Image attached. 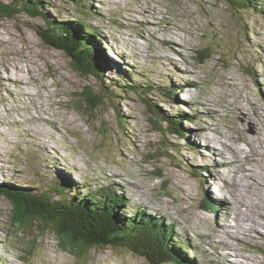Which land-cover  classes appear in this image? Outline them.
Returning a JSON list of instances; mask_svg holds the SVG:
<instances>
[{
	"label": "rangeland",
	"instance_id": "obj_1",
	"mask_svg": "<svg viewBox=\"0 0 264 264\" xmlns=\"http://www.w3.org/2000/svg\"><path fill=\"white\" fill-rule=\"evenodd\" d=\"M81 1L47 0L46 18L21 11L0 23V183L42 189L46 178L64 176L77 192L113 187L131 205L127 216L144 208L172 226L194 264H264V6L241 12L228 0H85L82 8ZM76 16L98 32L94 45L121 75H79L37 32L47 20ZM206 49L211 57L199 63ZM124 76L178 90L173 102L158 92L147 99L165 116L193 117L183 122L189 137L154 131L144 93ZM87 87L108 96L95 116L77 108ZM199 168L204 173L194 175ZM12 209L0 196V264H149L111 247L80 262L42 224L14 231Z\"/></svg>",
	"mask_w": 264,
	"mask_h": 264
},
{
	"label": "trees",
	"instance_id": "obj_2",
	"mask_svg": "<svg viewBox=\"0 0 264 264\" xmlns=\"http://www.w3.org/2000/svg\"><path fill=\"white\" fill-rule=\"evenodd\" d=\"M84 1H81V7L87 8ZM228 1L233 9L241 12H259L264 6V0ZM46 4L47 0H13L11 4L0 3V23L6 18L15 17L21 11L31 17L46 18L42 10ZM73 12L80 14L77 9ZM37 32L47 46L63 51L71 59L72 69L83 77L93 74L103 80L108 70L116 71L117 76L122 73L120 69L112 67L106 58L107 51L104 49L103 54L94 45L98 40V32L90 26L85 17L76 16L73 21L47 20V29H38ZM198 53L199 63H204L211 57L208 49ZM116 64L119 63L116 61ZM143 77L146 79V76ZM123 78L129 89L139 95L144 93V103L148 106L154 131L182 139L189 137L190 131L183 126V122H191L193 117L183 111L174 116H165L158 104H153L147 99V95L158 92L173 102L178 90L171 87H154L146 81L144 84L138 81L131 84L125 76ZM107 88L108 94L112 95L109 91H112L114 86ZM124 93L128 95L129 92L124 90ZM107 98L106 92H97L94 88L87 87L79 94L77 108L80 112L95 116ZM119 116L123 119V115ZM196 170V176L204 173L201 168ZM91 184V181L88 182V186ZM30 185L31 187L24 188L0 183V196L6 197L13 206L10 226L14 231H33L37 228L36 224H42V231L52 230L59 248L80 262L86 260L94 249L111 247L144 258L149 264H187L186 260L194 264V261L185 255L187 247L177 239L172 226H168L164 219H158L144 208L135 212L133 217L127 216L128 209H132L131 205L123 195L115 192L113 187L96 193L89 189L77 192L64 176L53 181L46 178L42 189L37 188L35 184ZM69 188L73 189L74 195L68 194ZM211 204L208 199L204 202L208 207H211ZM35 246L36 240L30 250Z\"/></svg>",
	"mask_w": 264,
	"mask_h": 264
},
{
	"label": "bare ground",
	"instance_id": "obj_3",
	"mask_svg": "<svg viewBox=\"0 0 264 264\" xmlns=\"http://www.w3.org/2000/svg\"><path fill=\"white\" fill-rule=\"evenodd\" d=\"M170 41V40H169ZM44 117V116H43ZM56 121V120H55ZM31 124V123H30ZM51 124H55L56 126L54 127L55 129L54 130H56V131H59V128L57 127V123L56 122H54V121H52L51 122ZM34 125V124H33ZM32 125V126H33ZM38 131V128L37 127H32V128H30V132H35V131ZM236 150V149H235ZM235 150H233L232 149V152L234 153V155L236 156V157H239V153L237 152V150L235 151ZM240 158V157H239ZM234 161H235V159H234ZM233 161V162H234ZM197 171V170H196ZM237 171V170H236ZM245 171V170H244ZM247 172V171H246ZM242 173V172H241ZM245 173V172H244ZM260 175V174H259ZM258 177V176H257ZM259 178V177H258ZM252 179V178H251ZM253 180V179H252ZM261 183H263V182H261ZM255 184V183H254ZM256 186V185H255ZM258 187V186H257ZM259 189V188H258ZM258 189H257V191H258ZM244 191V190H243ZM236 192V191H235ZM253 193V192H252ZM237 193H235L234 195H236ZM259 194V193H258ZM250 219H252V218H250ZM237 220H238V218H237ZM237 223H238V221H237ZM251 229H253V227L251 228Z\"/></svg>",
	"mask_w": 264,
	"mask_h": 264
},
{
	"label": "water",
	"instance_id": "obj_4",
	"mask_svg": "<svg viewBox=\"0 0 264 264\" xmlns=\"http://www.w3.org/2000/svg\"><path fill=\"white\" fill-rule=\"evenodd\" d=\"M89 77H95V78H98V77L94 76L93 74H90V75L87 76V78H89ZM97 92H98V91H97Z\"/></svg>",
	"mask_w": 264,
	"mask_h": 264
}]
</instances>
